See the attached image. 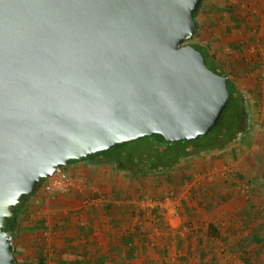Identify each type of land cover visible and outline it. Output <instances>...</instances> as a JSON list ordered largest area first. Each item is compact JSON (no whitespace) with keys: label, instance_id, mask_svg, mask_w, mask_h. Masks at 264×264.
Segmentation results:
<instances>
[{"label":"water","instance_id":"water-1","mask_svg":"<svg viewBox=\"0 0 264 264\" xmlns=\"http://www.w3.org/2000/svg\"><path fill=\"white\" fill-rule=\"evenodd\" d=\"M201 2L0 0V264H16L14 207L58 169L215 127L228 77L187 44Z\"/></svg>","mask_w":264,"mask_h":264},{"label":"rangeland","instance_id":"rangeland-1","mask_svg":"<svg viewBox=\"0 0 264 264\" xmlns=\"http://www.w3.org/2000/svg\"><path fill=\"white\" fill-rule=\"evenodd\" d=\"M227 6L232 8L224 9ZM200 9L196 16L197 22H204L200 35L195 34L187 44L210 43L213 51L224 60L229 78L236 81L239 90L243 93V97L240 96L236 101L234 100L232 107L228 108L223 118L229 119L235 107L245 108L246 106L251 110H260L261 113L264 111V0H204ZM242 18L244 20H240ZM206 20H210V25L206 24ZM208 27L212 28L211 31ZM231 42L232 44L229 45ZM262 117L252 116L251 123L256 125L255 130L252 131L253 142L254 138L260 135L263 125ZM159 143L164 142L159 141ZM242 143L241 140H236L235 143L227 144L221 150L195 153L173 165L172 150L162 151L151 148L150 138L132 141L120 149L123 154L131 153L134 163L126 158L121 159L117 167H114L113 163L110 164L118 172L120 179L118 182L120 185H117L116 190V201H120L121 204L118 205L115 202L114 208L128 207L127 220L135 221L137 225H143L151 220L154 234L152 239L156 243L151 245L147 252V257L152 258V262L141 261L137 264H241L232 252H230L232 256L228 252L226 258L223 257L222 250L227 249V246L222 244L223 241L208 246L205 240H208L206 228L209 221L215 222L224 235L227 234L229 226L234 228L236 225H242V221L246 226L244 232L256 228L264 231L262 192L258 194V197L254 194L256 184L254 186V183L252 184L241 175L239 166L235 164L244 158L247 151L246 147L241 151ZM251 143L249 146H252ZM179 149L177 147L175 151ZM232 151L235 153L231 154ZM159 155L163 157L162 162L157 161ZM138 163L148 166L152 164L155 167L153 171L145 170L143 175L136 177L134 174L137 176L140 174ZM62 169L68 172L65 168ZM43 184L44 181L34 195L35 203H31L30 198L24 201L25 206L29 208L25 218L26 223H31L33 220L38 224L41 220L44 223L51 221L53 219L50 217L53 216L54 210H57L55 216L64 215L63 211L68 203L66 201L68 192L45 193ZM99 189L101 199L99 203L104 204V201L107 202L106 198H111L112 194L108 189L107 197H104L102 195L106 192L101 191L106 189ZM57 202L59 205L55 207ZM84 204L87 203L84 202ZM79 206V204L75 205L73 210L79 211ZM169 209L173 210V217L176 218L173 229H159L155 224L157 219L153 217L155 215L160 217ZM241 214L243 215L240 218ZM159 222L164 226L163 219ZM19 234L16 240H13L14 250L16 245L18 252L27 255L29 260H34V250L41 237L40 233L36 232V235L31 233L32 235L28 237L26 236L28 232H22V236ZM232 234V240L238 238L235 231ZM32 241L35 243L34 246ZM166 241H169V244L162 246ZM199 241L203 243L202 246L197 245ZM22 243L24 248L21 247ZM199 249L209 252V257L206 258L208 262L197 259L195 254ZM164 250L168 251L169 256L167 254L164 256ZM182 253L186 257L183 262L179 258ZM251 253L256 254L251 264H264L263 248L253 247ZM173 258L175 260H172ZM47 264H54V262L47 261Z\"/></svg>","mask_w":264,"mask_h":264},{"label":"crops","instance_id":"crops-1","mask_svg":"<svg viewBox=\"0 0 264 264\" xmlns=\"http://www.w3.org/2000/svg\"><path fill=\"white\" fill-rule=\"evenodd\" d=\"M225 8L227 9L229 6L224 7V9ZM240 20L244 19L242 18ZM207 21L208 20H206V22ZM198 24L202 27L204 22H198ZM202 43L204 42H200V44ZM231 44L232 42L229 45ZM223 68L226 71L225 66H223ZM231 80L237 85L236 81L233 79ZM242 95L243 93L241 91V96ZM249 111L254 113H251V119L253 115L257 118L259 116H263L261 119V123L263 125L260 129L261 131L260 135H258L259 137L254 138V142L252 141V135H254L252 131L255 130L254 127L256 126L254 123L252 124L251 130L246 137L241 138L239 136L243 142L241 145V151H243L245 147L247 151L244 158L239 161L240 163L236 162L235 164L237 167L239 166L238 169L241 175L247 178L252 184L254 183V186L256 184V192L254 194L258 197V194L262 192V196L264 198V111L261 113L260 110L257 109H249ZM250 143L252 146H249ZM232 153L234 154L235 151H232L231 154ZM110 164L111 163L101 164L88 160H82L71 162L65 167L69 173L79 175L82 178V182L78 188L70 190L66 195V201L68 203L63 211L64 215L62 217L55 216L57 210H54L52 213L53 216L50 217L53 219L51 221L49 220L44 223V221L41 220L38 224L35 220H33L31 223H26L25 218L27 217L29 208H27L25 204L23 205L21 216L17 222L18 233H20L19 235L22 236V232H28L29 234H26L27 237L32 234L36 235V232H39L41 235L37 245L35 246L34 259L37 258L36 252L41 249L46 264L47 261H52L54 264H99V261H105L106 264H137L141 261L144 263L146 261L150 263L152 262V258L147 257L148 248L151 245L156 244L152 239V235H154L153 228L151 227L152 222L150 220L148 223H144L143 225H137L135 221L129 222L127 220L129 216L128 207L125 209L114 208L116 207L114 204L115 202L118 205L121 204L120 201H116V190L120 185V183L118 185L120 179L118 172L114 170L112 168L113 166L111 167ZM112 165L117 167L115 164ZM143 173L144 172H141L138 176L137 174H134V176L139 177L143 175ZM99 188H102V190L106 189V191H101L106 192L102 195L104 197H107L108 189L112 194L111 198H106L107 202L105 203L104 201V204L99 203V200H101L99 198ZM29 201L31 203H35L36 196L31 197ZM83 201L87 204H84ZM78 204L80 205L79 211H74L73 208H75V205L77 206ZM58 205L59 204L57 202L54 206L56 207ZM99 207H101L100 210ZM102 213L103 215H101ZM163 214L164 215L160 217L159 215H155V217H153L154 219H157V222L154 221L155 224L158 225L159 229L172 230L174 226L173 222L176 221V218L173 217V210L169 209L168 212ZM242 215L243 214H241L240 218ZM162 219L165 221L164 226H162V223L159 222ZM244 223L245 222L242 221L243 226L236 225L234 228L229 226L227 234H225V239L222 242L224 246H227L225 251L222 250L224 252L223 257L225 256L226 258L227 253L232 252L241 264H245V257L250 259V261H253L256 254L251 253V249L253 247H259V244L255 243L248 250V253L243 252L242 238L249 234L261 231V229L256 228L254 230L251 229L248 232H244L246 230ZM25 227H28V229H25ZM234 231L238 238L232 240V233ZM157 233L159 234V232ZM33 241L32 245L34 246L35 243ZM206 241L208 246H212L213 243H217V241L213 242L212 239H209L205 240V244ZM168 242L166 241L162 246L168 245ZM197 245L202 246L203 243H200L199 241ZM21 247H25L23 243ZM199 251L201 250L199 249L197 251L198 253L195 254L197 259L202 262H208L206 258L209 257V252L206 253V251H203L202 255H200ZM22 252L24 251L22 250ZM232 253L229 255L232 256ZM164 254V256H166V254L169 256V253L166 250H164ZM179 258L181 261L183 258L186 260L183 253L180 254ZM172 260H175V258Z\"/></svg>","mask_w":264,"mask_h":264},{"label":"trees","instance_id":"trees-1","mask_svg":"<svg viewBox=\"0 0 264 264\" xmlns=\"http://www.w3.org/2000/svg\"><path fill=\"white\" fill-rule=\"evenodd\" d=\"M202 6H203V0L200 4L198 11L193 16L196 22V33L195 34H198V35H200L199 32L201 30V26L196 21V16ZM231 8L232 7L229 6L228 9H231ZM209 23H210V20L206 22V24H209ZM209 31H211V28L209 29ZM191 45H193L197 50H199L204 55L205 62L210 69H212L214 72L220 75H224L228 77V74L223 68L224 60H221V58L218 57V54L215 51H213V49L210 47L211 46L210 43H202V44L199 43V44H191ZM227 88L230 94L229 102L226 108L224 109L219 121L215 125V127L206 135H202L199 138L194 139V140H182L179 142H168L160 134H155L153 136H146L143 138H150L151 145H152L151 148H155V149L162 150V151L172 150L173 154L171 155V159H172V165H173L179 162L184 157L185 158L188 157L189 155H193L195 153L213 151L215 149L216 150L224 149L227 146V144L232 143L236 138H239V136L241 138L246 137L252 127L251 112L249 111L247 107L245 108L235 107L234 109L235 111H233V115H231L229 119L223 118L224 113L228 111L230 107H232L234 100L236 101V99L241 96V91L239 90V87L229 77L227 80ZM159 141H162L164 143L160 144ZM129 143L131 142L118 145L102 153L93 154L84 160H88V161L95 162V163H101V164L113 163L116 166H118V162L121 159L129 158L131 162L134 163L132 161L134 157H132L133 155H131V153L123 154V152L120 151L121 148L125 147ZM177 147H179L180 149L178 151L176 150L177 151L176 152L175 148ZM162 160H163V157H160L159 155L157 158V161L162 162ZM72 162H76V161H72ZM137 165L140 169V173L145 170L153 171L155 167V165L153 166L152 164L148 166V165L138 163ZM40 187H41V184H39L38 190L40 189ZM34 195L24 196L22 203L19 206L14 207L13 216L8 219L6 230L11 232L13 240H16L17 238V234H18L17 222L21 216V210H22L24 201L28 198L33 197ZM206 236L208 240L212 239L213 242H216V241L220 242V241H224L225 239V235L223 234L220 227L213 222L208 223ZM242 242H243L242 251L245 253H248L249 252L248 250L255 243H258L259 247L264 249V231H260V232L258 231L256 233L249 234L242 238ZM214 244L215 243H213V245ZM202 252H203L202 250L199 251L200 255H202ZM14 257H15L16 264H46L44 257L42 255L41 249L38 252H36V257H37L36 259L29 260L27 255H24L23 253H20L16 250V245H15ZM183 261H185V258H183L182 262ZM251 262L252 261H250V259L245 257V262H244L245 264H251ZM99 264H106V263L105 261H99Z\"/></svg>","mask_w":264,"mask_h":264},{"label":"built area","instance_id":"built-area-1","mask_svg":"<svg viewBox=\"0 0 264 264\" xmlns=\"http://www.w3.org/2000/svg\"><path fill=\"white\" fill-rule=\"evenodd\" d=\"M81 182L82 178L79 175L58 169L49 179L44 181L42 188L45 193H66L74 188H78Z\"/></svg>","mask_w":264,"mask_h":264}]
</instances>
